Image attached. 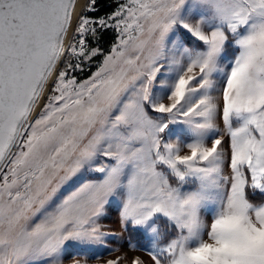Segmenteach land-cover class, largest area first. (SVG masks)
<instances>
[{
	"label": "snow or ice",
	"instance_id": "6c2138e0",
	"mask_svg": "<svg viewBox=\"0 0 264 264\" xmlns=\"http://www.w3.org/2000/svg\"><path fill=\"white\" fill-rule=\"evenodd\" d=\"M108 7L0 0V264H264V0Z\"/></svg>",
	"mask_w": 264,
	"mask_h": 264
},
{
	"label": "rangeland",
	"instance_id": "374dc122",
	"mask_svg": "<svg viewBox=\"0 0 264 264\" xmlns=\"http://www.w3.org/2000/svg\"><path fill=\"white\" fill-rule=\"evenodd\" d=\"M100 223L104 225V230L110 233H114V236L109 237L105 241L106 246H100L96 249L99 259H89V264H105L108 260H116L117 257H123L119 264H132V260L139 256L146 264H151V258L148 256L147 252L140 249H134L129 246L131 243L135 244L136 240H132L129 232H124L121 230L118 215L115 212H111L106 217L102 218ZM116 249V251H112ZM79 258V257H76ZM72 257H65V264H71Z\"/></svg>",
	"mask_w": 264,
	"mask_h": 264
},
{
	"label": "trees",
	"instance_id": "16d2710c",
	"mask_svg": "<svg viewBox=\"0 0 264 264\" xmlns=\"http://www.w3.org/2000/svg\"><path fill=\"white\" fill-rule=\"evenodd\" d=\"M99 2V5H100V9H101V12L100 14H103L104 11H110V8L108 7L109 4H111L113 2V0H98ZM110 35L109 34V37H106V39L110 38ZM130 234V237L132 240H136L137 237L134 233H129Z\"/></svg>",
	"mask_w": 264,
	"mask_h": 264
},
{
	"label": "bare ground",
	"instance_id": "6f19581e",
	"mask_svg": "<svg viewBox=\"0 0 264 264\" xmlns=\"http://www.w3.org/2000/svg\"><path fill=\"white\" fill-rule=\"evenodd\" d=\"M84 2V0H81V3H83Z\"/></svg>",
	"mask_w": 264,
	"mask_h": 264
}]
</instances>
